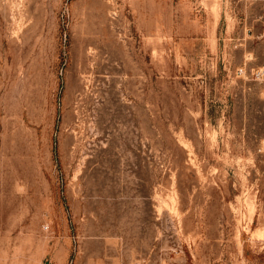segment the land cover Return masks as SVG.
Wrapping results in <instances>:
<instances>
[{
    "label": "rangeland",
    "instance_id": "obj_1",
    "mask_svg": "<svg viewBox=\"0 0 264 264\" xmlns=\"http://www.w3.org/2000/svg\"><path fill=\"white\" fill-rule=\"evenodd\" d=\"M0 264H264V0H0Z\"/></svg>",
    "mask_w": 264,
    "mask_h": 264
}]
</instances>
